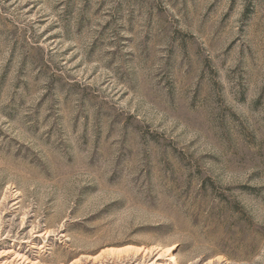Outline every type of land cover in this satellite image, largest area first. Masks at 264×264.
Returning a JSON list of instances; mask_svg holds the SVG:
<instances>
[{
	"label": "rangeland",
	"instance_id": "374dc122",
	"mask_svg": "<svg viewBox=\"0 0 264 264\" xmlns=\"http://www.w3.org/2000/svg\"><path fill=\"white\" fill-rule=\"evenodd\" d=\"M0 264H264V0H0Z\"/></svg>",
	"mask_w": 264,
	"mask_h": 264
}]
</instances>
